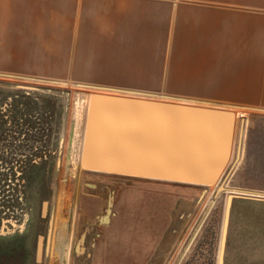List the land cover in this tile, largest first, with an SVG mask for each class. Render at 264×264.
I'll return each instance as SVG.
<instances>
[{
	"label": "rangeland",
	"instance_id": "374dc122",
	"mask_svg": "<svg viewBox=\"0 0 264 264\" xmlns=\"http://www.w3.org/2000/svg\"><path fill=\"white\" fill-rule=\"evenodd\" d=\"M89 91L0 77V264H72L79 217L91 219L104 204L81 192L82 173L117 187V216L100 228L94 264H142L176 200L201 192L200 185L161 181L154 189L142 178L79 168ZM240 116L244 148L235 163L234 145L226 185L264 191V111ZM230 193L208 187L166 264L219 263ZM223 264H264V200L233 199Z\"/></svg>",
	"mask_w": 264,
	"mask_h": 264
},
{
	"label": "crops",
	"instance_id": "0c3cea01",
	"mask_svg": "<svg viewBox=\"0 0 264 264\" xmlns=\"http://www.w3.org/2000/svg\"><path fill=\"white\" fill-rule=\"evenodd\" d=\"M0 72L240 116L264 109V0H0Z\"/></svg>",
	"mask_w": 264,
	"mask_h": 264
},
{
	"label": "water",
	"instance_id": "95a60500",
	"mask_svg": "<svg viewBox=\"0 0 264 264\" xmlns=\"http://www.w3.org/2000/svg\"><path fill=\"white\" fill-rule=\"evenodd\" d=\"M0 77L67 86L69 82L0 72ZM91 90L80 168L145 179L158 189L161 181L202 186L191 201L178 198L169 220L142 264H166L208 187L231 191L218 264H223L230 207L234 198L264 200V191L230 188L224 175L235 145V163L244 148L246 118L223 104L175 101L144 92L72 82ZM236 109L244 106L234 105ZM251 109L264 111L262 108ZM238 124V126H237ZM238 128V129H236ZM160 183L154 184L153 181ZM163 185V184H162ZM165 186V185H164ZM166 187L163 190L166 191ZM238 190V191H237ZM81 192L104 200L91 219L81 215L74 232L72 264H94L100 228L117 216L116 184L82 173Z\"/></svg>",
	"mask_w": 264,
	"mask_h": 264
},
{
	"label": "bare ground",
	"instance_id": "6f19581e",
	"mask_svg": "<svg viewBox=\"0 0 264 264\" xmlns=\"http://www.w3.org/2000/svg\"><path fill=\"white\" fill-rule=\"evenodd\" d=\"M91 90H90V93L89 94H87L88 95V99H87V104H88V108L86 109L87 110V113H86V117H85V123H84V129H83V141H82V143H81V147H82V150H83V146H84V134H85V129H86V121H87V116H88V110H89V105H90V99H91ZM85 106H87V105H85ZM81 150V149H80ZM82 150H81V152H80V154H81V157H82ZM80 154H79V156H80ZM81 157H80V160H79V168H80V165H81ZM79 159V158H78ZM238 191V190H237ZM216 195V194H215Z\"/></svg>",
	"mask_w": 264,
	"mask_h": 264
}]
</instances>
